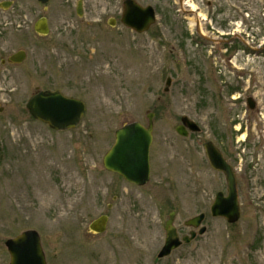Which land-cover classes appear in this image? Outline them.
<instances>
[{
  "label": "rangeland",
  "instance_id": "374dc122",
  "mask_svg": "<svg viewBox=\"0 0 264 264\" xmlns=\"http://www.w3.org/2000/svg\"><path fill=\"white\" fill-rule=\"evenodd\" d=\"M10 1L0 6V264L9 263L5 239L26 229L39 232L47 264H264V0H233L239 68L226 83L213 69L199 82L205 69L194 66L218 65L217 51L191 49L184 62L178 0H136L157 14L142 33L120 23L122 0H81V15L76 0ZM41 16L45 36L33 29ZM18 50L25 60L9 62ZM40 89L82 99L79 124L57 131L32 118L25 103ZM149 114L150 178L139 186L107 171L102 156L116 128L147 125ZM182 115L200 131L179 135ZM207 140L236 172L241 214L232 224L209 211L226 181L205 156ZM171 211L180 237L197 233L157 259ZM201 212L199 234L185 221ZM104 213L105 231L90 233Z\"/></svg>",
  "mask_w": 264,
  "mask_h": 264
},
{
  "label": "water",
  "instance_id": "95a60500",
  "mask_svg": "<svg viewBox=\"0 0 264 264\" xmlns=\"http://www.w3.org/2000/svg\"><path fill=\"white\" fill-rule=\"evenodd\" d=\"M35 1L45 4L49 0ZM11 4L12 1L4 0L0 6L7 8ZM77 12L82 13L80 8ZM156 19L157 15L152 5H142L136 0H124L120 22L125 27L136 33H142L147 31ZM110 24L114 26V21ZM33 28L38 35H47L49 33L47 18L39 17L34 22ZM25 58L26 52L18 50L9 55L8 61L20 63ZM169 83L170 77H167L166 86ZM247 101L248 108L253 109L254 98L249 96ZM25 108L32 118L57 131L76 127L86 111V105L82 99L65 95L59 89L37 90L26 101ZM151 117L152 114H149L147 125L139 121H131L116 128L114 141L102 156V165L107 171L116 173L126 182L139 186L146 184L150 178L149 150L153 130ZM175 131L181 136H187L188 132L200 131V126L188 116L182 115ZM203 148L210 166L221 172L226 181V192L219 190L215 193L209 207L210 214L214 217H222L230 224L235 223L241 214L235 169L212 140L204 142ZM204 217L205 214L201 212L186 220L185 224L194 228L199 227L198 233L201 234L205 231V226L201 225ZM174 219L175 212L171 211L164 224L165 237L156 255L157 259L170 255L183 243L190 242L197 233L191 230L189 235L180 237L174 225ZM107 223L108 215L100 214L88 224V231L93 234L103 233ZM4 245L9 253L8 264H47L39 232L35 229H26L13 237L6 238Z\"/></svg>",
  "mask_w": 264,
  "mask_h": 264
},
{
  "label": "flooded vegetation",
  "instance_id": "af4514ba",
  "mask_svg": "<svg viewBox=\"0 0 264 264\" xmlns=\"http://www.w3.org/2000/svg\"><path fill=\"white\" fill-rule=\"evenodd\" d=\"M123 2L124 0H122L120 7L119 20L123 10ZM178 5L179 48L182 51L184 62H186L185 54L191 49L206 50L210 53L217 51V54L223 58L218 65L215 61H203L200 64L197 62V65L194 64V66L205 69L204 72H199V82L206 81L208 75L213 74V69L216 70L215 78L226 83L229 81L228 78L231 79L229 72H232L235 67L239 68L231 60L233 53L239 48L238 45L234 44L238 36H235L237 28L234 27L233 0H178ZM78 8L83 13L81 0H76L75 8L76 14L81 15L82 13L78 14L77 12ZM111 21L115 23V18L108 20V24ZM110 26L112 25L110 24ZM217 66L219 67L217 68ZM248 97L245 98L246 104Z\"/></svg>",
  "mask_w": 264,
  "mask_h": 264
},
{
  "label": "bare ground",
  "instance_id": "6f19581e",
  "mask_svg": "<svg viewBox=\"0 0 264 264\" xmlns=\"http://www.w3.org/2000/svg\"><path fill=\"white\" fill-rule=\"evenodd\" d=\"M256 109V108H255Z\"/></svg>",
  "mask_w": 264,
  "mask_h": 264
},
{
  "label": "trees",
  "instance_id": "16d2710c",
  "mask_svg": "<svg viewBox=\"0 0 264 264\" xmlns=\"http://www.w3.org/2000/svg\"><path fill=\"white\" fill-rule=\"evenodd\" d=\"M232 90V89H231Z\"/></svg>",
  "mask_w": 264,
  "mask_h": 264
}]
</instances>
